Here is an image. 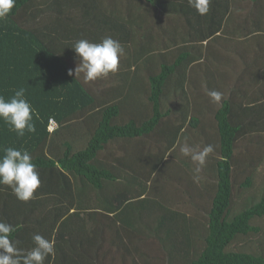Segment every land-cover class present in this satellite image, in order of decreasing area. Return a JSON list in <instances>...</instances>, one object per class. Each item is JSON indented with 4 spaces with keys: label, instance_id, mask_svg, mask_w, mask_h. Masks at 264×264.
Here are the masks:
<instances>
[{
    "label": "trees",
    "instance_id": "obj_1",
    "mask_svg": "<svg viewBox=\"0 0 264 264\" xmlns=\"http://www.w3.org/2000/svg\"><path fill=\"white\" fill-rule=\"evenodd\" d=\"M31 1L16 0L8 16L0 19V95L7 100L23 88L25 98L38 113V118H33L36 131H25L23 136L0 120V155L6 147L27 150L41 180L34 198L28 202L19 201L9 187L0 185V220L17 227L12 238L18 246L31 248L32 235L39 233L56 242L55 258L45 264H91L86 258L103 246L108 226L113 231L122 228L157 241L164 254L163 264H264L263 253L231 249L240 236L259 233L261 228L253 221L264 218V194L235 215L231 212L237 180L242 177L245 185H250L249 173L255 166L252 159H246L240 168L237 149L264 142V22L256 13L257 7L235 28L246 41L230 38L232 43L226 44L246 63L243 71H236L229 96L215 114L221 156L212 162L215 190L207 218H203L174 206L168 198L163 201L155 198L156 194L152 196L150 181L135 167L131 168L135 175L123 184L119 167L110 166L101 154L118 140L150 135L161 122L167 123L166 119L175 125L163 149L170 150L178 144L191 119L193 125L200 124L184 90L189 65L202 62L208 53H213L212 49L202 51L201 43L218 40L238 9V0H211L206 15H199L188 0H128L127 19L121 17L119 7L113 4L108 9L100 0H64L63 6L61 0H52L25 17ZM155 9L162 10L160 22L163 13L184 18L191 52L181 49L172 61L165 60L159 73L150 75L151 117L141 123L131 120L115 124L121 104H107L94 130L81 132L78 127L83 129L85 122L80 123L78 114L101 108L97 104L102 103L72 72L76 55L72 44L80 39L98 43L99 31L128 42L138 33L134 26L141 28L147 22L142 23L144 11L154 13ZM132 56H128L129 61ZM138 60L141 59L134 62ZM251 65H256L258 72L247 71ZM168 83L178 85L181 91L177 88L175 93ZM170 92L175 93L172 105L164 110L167 101L163 99ZM51 119L58 123L53 132L49 129ZM168 155L161 156L153 171L166 163ZM50 197L56 199L53 205H45L43 199ZM99 214L110 216L116 225L101 224ZM86 217L91 225L86 223ZM126 248L132 251V247Z\"/></svg>",
    "mask_w": 264,
    "mask_h": 264
},
{
    "label": "rangeland",
    "instance_id": "obj_2",
    "mask_svg": "<svg viewBox=\"0 0 264 264\" xmlns=\"http://www.w3.org/2000/svg\"><path fill=\"white\" fill-rule=\"evenodd\" d=\"M51 1L32 0L27 8L28 12H24L23 15L28 17L32 10L38 11L39 7H43ZM100 2L103 7L105 5L108 9L111 8V5H116L121 9V17L127 19L126 6L128 5V0H117L116 3L109 0H100ZM252 2L253 0H238V9L234 10L232 20L223 30L221 39L219 38L218 40H224L229 44L230 38H233L230 41L242 39L238 33L239 31L235 28L239 24L241 25L243 18L249 15L251 11H254L256 7L257 15L264 22V0H257L254 7H252ZM61 5H64V0H61ZM163 17L160 22L159 12L150 13L144 11L142 23L144 21L147 22L143 23L141 28L134 26L138 33H135L128 42H122L117 37L115 38L124 48V55L119 58V70L116 73L87 83L83 79V74L77 76L100 101H104H99L98 103L102 104H97L101 105V108L95 107V110L88 109V111L78 114L77 118L83 121H80V123L85 122L83 129L80 126L78 127L81 132L94 130L101 117L102 108L107 104H121L120 114L114 117L115 124H124L131 120L141 123L153 115L152 110H150L151 104L148 100L151 89L150 75L159 73L165 60L172 61L180 50L188 48L185 45L189 44L184 41H182V44H177L175 43L176 40H174L176 35L182 36L186 34L187 26L184 18L177 14L169 15L165 13H163ZM237 19L241 22H233ZM99 32L100 41L108 37L106 32ZM146 34H151V37H146ZM150 39H153V41H149ZM251 39H254V37H251ZM218 40L212 41L213 53L211 55H208L210 54L208 53L202 62L195 63L196 66L191 67V73L184 88L192 101L196 114L200 118L199 125H196V123L193 125L191 119L184 130L187 133L183 131L178 144L170 150L163 149L168 145L166 143L170 140V134L173 130L172 126L175 127V125L172 123L173 121L170 122L166 119L167 123L162 124L161 122L160 126L150 135L138 139H129L128 143L124 142L125 144L122 142L124 140H118L101 154L103 158H107V156L112 158L120 150L116 147L124 145L121 151L127 152L131 150L138 157V159H134L135 163L138 160L135 168L144 175L145 180L151 181V190L155 191V198H168L174 202V206L203 218H207L215 190L216 177L212 170V162H216L221 156L220 137L215 114L222 100L229 96L230 89L234 81H236V71L239 70L241 72L246 63L232 48L226 49L222 42ZM242 40L246 41V39ZM201 49L202 51L205 50V46H201ZM131 55H133L132 60L129 61L128 56ZM135 59L141 60L135 63ZM129 62L132 63L129 65ZM78 63L79 61L75 55L71 65V70L74 74ZM258 70L259 68L256 65H251L247 71L258 72ZM260 72L262 73V71ZM175 80L176 78H174ZM168 84V87L174 89V92L177 88H180L174 83ZM210 90L223 93L219 104L211 102L210 97L207 95ZM252 90L255 91V87H252ZM171 92L163 99V102L167 101L164 104V110L168 109L169 105H172L171 99L176 92L172 93V95ZM253 143L255 145L252 144L249 148L242 147L237 149V163L240 168H243V163L246 159H252V163L255 166L249 173L252 178L250 185H245L246 181L242 180V177L237 180L234 190L235 198L232 203V215L246 208L264 194V142L258 146L255 142ZM207 145L212 146L213 152L206 157L203 165H200L191 158V154L202 151ZM79 146H84L82 141L79 142ZM184 147L190 149L189 155L183 153L182 149ZM167 153L169 155L167 156L168 158L166 157V163L161 165L163 167L160 169L159 164V167L153 171L161 156L163 154L166 156ZM98 221L101 224L116 225L110 216H105L104 214H99ZM86 223L91 225L87 217ZM253 223L259 226L261 231L249 236H240L231 245V249L250 250L264 254V218H256ZM95 224L97 223H93V225ZM104 233L105 243L103 246L94 249L92 256L86 258L90 262L92 261L91 264H163L165 262L162 247L155 240H148L145 237L141 238L135 232L122 228H115L113 231L108 226H106ZM113 241L118 242V244L112 245ZM127 246L132 247L131 252L127 250Z\"/></svg>",
    "mask_w": 264,
    "mask_h": 264
},
{
    "label": "clouds",
    "instance_id": "obj_3",
    "mask_svg": "<svg viewBox=\"0 0 264 264\" xmlns=\"http://www.w3.org/2000/svg\"><path fill=\"white\" fill-rule=\"evenodd\" d=\"M15 3L16 0H0V19L8 16ZM188 3L199 15H206L211 0H188ZM71 47L79 61L75 75L77 77L83 74L86 83L116 73L119 70V58L124 55L120 42L111 36L98 43L80 39ZM71 74L70 71L69 75ZM207 95L215 104H219L223 97V93L215 90L208 91ZM34 117L38 118V113L25 98L23 88L15 91L14 96L7 100L0 95V120L8 124L19 136H23L25 131H36ZM182 151L185 155L190 154L188 147H184ZM212 152V146L207 145L202 151L191 154V158L203 165L206 157ZM39 177L40 174L27 150L15 147L3 149V155H0V185L9 187L19 201L28 202L34 198V193L41 185ZM16 230V226L0 220V264H45L49 258H55L54 239L34 233L31 237L32 247L24 250L18 246V241L12 238Z\"/></svg>",
    "mask_w": 264,
    "mask_h": 264
},
{
    "label": "crops",
    "instance_id": "obj_4",
    "mask_svg": "<svg viewBox=\"0 0 264 264\" xmlns=\"http://www.w3.org/2000/svg\"><path fill=\"white\" fill-rule=\"evenodd\" d=\"M157 10H158V12H160V11H162L161 9H155V13L157 12ZM174 14H176V13H174ZM169 15H173V14H169ZM178 16H181L180 14H177ZM182 17V16H181ZM221 35L222 34H220V35H218L217 37H218V39L221 37ZM188 38H189V36H188V32L186 31V34L185 35H182V36H178V35H176L175 36V38H174V40H176L175 41V43H177V44H182V41H184V42H188ZM218 41H220V42H222V44H223V46H225V48L227 49V47H226V44H227V42L226 41H224V40H218ZM224 42V43H223ZM189 44H187V45H185V46H189V45H191L190 44V42H188ZM232 42H230L229 41V44H231ZM213 43L211 42V41H205L204 43H201V45H204L205 46V50H208V49H212V45ZM185 50L186 51H189V52H191L190 51V49L189 48H185ZM184 50V51H185ZM197 56V55H196ZM196 63H198V62H196ZM196 65L194 64V63H192L190 66H189V69H188V74H190L191 72H190V69H191V67L193 68V67H195ZM234 68V67H233ZM244 69H245V65H244ZM243 69V70H244ZM242 70V71H243ZM205 78H206V72H205ZM226 81V80H225ZM188 82V81H187ZM224 82V81H223ZM230 84V83H229ZM224 87V86H223ZM225 88V87H224ZM121 140H124V141H122L123 143L125 142V143H128L129 141V139H121ZM117 142V141H116ZM124 143V144H125ZM123 146L124 145H122V146H119V149L120 150H118L116 153V155L115 156H113L112 158H110L109 156H107V158H104V159H106V161H107V163H109L110 164V166L111 165H116V166H118L119 167V169H120V172L122 173V175H121V177H119V179H120V181L123 183V184H125V183H127V180H126V178H129V177H133L134 175H135V172L133 171V170H131V168H133L134 169V167H135V165L137 164V161L138 160H136V163H135V160L134 159H138V157H136V154H135V152H133V151H131V150H128L127 152H124V151H121L122 149H123ZM113 150V149H112ZM106 151V150H105ZM104 151V152H105ZM111 151V150H110ZM110 151H109V153H110ZM138 155V154H137ZM120 157V158H119ZM165 160H167V158H165L164 159V161ZM162 165V164H161ZM161 165H160V167H161ZM110 166L108 167V168H110ZM161 169V168H160ZM120 184V183H119ZM123 184H120V186H123ZM151 185H152V183H151V181H150V183H149V187H150V190H151ZM152 191V190H151ZM153 193H152V196H155V191H152ZM51 199H43V201L45 202V205L46 204H49V205H53L52 203H53V201H55L56 199H52L53 197H50ZM157 199H160V198H157ZM163 200V199H162ZM60 206H58V208H59ZM72 211H74V210H72ZM80 252H83L82 250L80 251Z\"/></svg>",
    "mask_w": 264,
    "mask_h": 264
},
{
    "label": "built area",
    "instance_id": "obj_5",
    "mask_svg": "<svg viewBox=\"0 0 264 264\" xmlns=\"http://www.w3.org/2000/svg\"><path fill=\"white\" fill-rule=\"evenodd\" d=\"M58 127V123L55 119H51L49 123V129L54 131Z\"/></svg>",
    "mask_w": 264,
    "mask_h": 264
}]
</instances>
